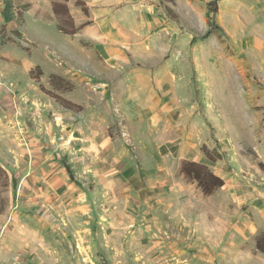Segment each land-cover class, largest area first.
<instances>
[{"label":"rangeland","instance_id":"obj_1","mask_svg":"<svg viewBox=\"0 0 264 264\" xmlns=\"http://www.w3.org/2000/svg\"><path fill=\"white\" fill-rule=\"evenodd\" d=\"M13 10L9 30L0 21V53L22 56L0 59V264H264V0L119 1L107 42L84 36L94 26L64 36L71 15L36 27ZM122 14L127 41L111 34ZM173 141L223 186L205 195L182 177L160 155Z\"/></svg>","mask_w":264,"mask_h":264},{"label":"crops","instance_id":"obj_2","mask_svg":"<svg viewBox=\"0 0 264 264\" xmlns=\"http://www.w3.org/2000/svg\"><path fill=\"white\" fill-rule=\"evenodd\" d=\"M77 1H79L82 5L81 6L76 5ZM119 1H123V0H67L66 2L57 0V2H60L66 5L68 9V13L69 15H71V19H72L71 21H72L73 27H75L76 29H79V27L83 25L87 27L89 26L97 27V29H94L95 31L85 30V34H84L85 37L92 39L93 41H96V42H107L110 39L111 36L106 35L102 28L112 27L113 23L110 22V20L109 21L107 20V16L110 15L109 8H111L113 5H115V3H118ZM0 8L5 9L4 16L10 21V23L4 22L8 30H9V26L15 23L14 20H15L16 15L13 10L14 8L23 14L24 19H26V21H28V19L29 20L31 19V21L34 22L35 26L40 25L39 27H44V26L47 27L48 24L53 26L54 22H57V17L53 11V0H0ZM83 8L85 11H83ZM32 9L35 12L34 14L31 12ZM123 13H125V10ZM2 16L3 15L0 14V21H5L6 18H3ZM134 16H137L136 18L139 19L141 15L138 12ZM130 18L131 17L130 16L128 17V14H122L120 16H116L117 22L114 23V25L117 26V29H115V32L111 34L116 35L119 41H127L131 37V32L127 30V28L132 27L134 23L132 19ZM113 19H115V17L112 16V20ZM134 27H139V26H134ZM65 35L66 34H64V36ZM68 51L72 55H75L74 54L75 52L77 53L74 47H71V49H68ZM2 52L0 53V59L4 61L5 67L8 66V67L14 68L17 65H21L20 63L22 60V56L19 53H16L15 51H12L13 54L9 53L8 51H2ZM110 55L113 56L112 54ZM77 57L81 59H85L81 55V53H78ZM87 59L91 61L90 57H87ZM142 59L148 62L150 59H152V55L149 53L146 56H142ZM170 65L171 64L167 62V60L165 59L163 68H159V75L163 76V82L168 81L169 76L172 79V76L174 73H173V70H171ZM117 74L122 75L123 72H117V71L112 72L109 74V78L114 79L115 76H117ZM129 81L130 80L126 78V76L117 79V82H122L124 84H127ZM183 114L184 115L188 114V112L183 111ZM188 118H189V121L192 120L191 119L192 117L190 115ZM180 125H182V123L180 124L178 123L176 127L178 134H179V136L175 138L176 140L180 138L181 139L185 138V134H184L185 130H183ZM182 147L183 145L181 141L176 142V143L173 141L172 144H166L165 146L161 148L160 155H163L165 157L176 158L177 159V169L182 177H183V174L180 171L181 169L180 167L182 163L192 162V163L206 166L210 172L213 171L212 173L215 176L220 178L219 173L214 170L217 168L213 167L212 162L207 163L205 159L203 158L199 159L197 157V156L200 157V154H198V152L196 154L194 152L191 153V151L187 149H183ZM189 153L192 154V156H190ZM196 186H197V183H196ZM183 197H185V195L179 196V197L175 196L174 200L176 202L183 201Z\"/></svg>","mask_w":264,"mask_h":264},{"label":"trees","instance_id":"obj_3","mask_svg":"<svg viewBox=\"0 0 264 264\" xmlns=\"http://www.w3.org/2000/svg\"><path fill=\"white\" fill-rule=\"evenodd\" d=\"M61 1L66 2L67 0ZM77 5L81 6L82 4L79 2L77 3ZM53 11L57 18H59L61 15L70 17L66 5L63 3L58 4L57 0H53ZM83 11H85L84 8ZM214 11L215 9L213 10V12ZM58 30L63 34L73 35L77 29L72 25L70 30L66 31L62 28V26L59 25ZM181 172L187 177V180L196 181L205 195H211L217 188L223 186V181L219 177L215 176L212 172H210L206 166L192 162H183ZM256 248L259 252L264 254L263 242L261 243L260 240L257 241Z\"/></svg>","mask_w":264,"mask_h":264}]
</instances>
